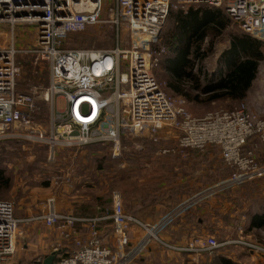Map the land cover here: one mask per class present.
<instances>
[{"label":"built area","instance_id":"2783aa9c","mask_svg":"<svg viewBox=\"0 0 264 264\" xmlns=\"http://www.w3.org/2000/svg\"><path fill=\"white\" fill-rule=\"evenodd\" d=\"M198 5L222 9L243 32L264 42V0H0V142L26 139L47 145L51 159L61 147L98 142L113 143L114 154L119 155L126 150L124 137L149 140L158 147V155L217 145L227 165L235 168L222 189L264 177V163L254 151H244L249 138L264 143V118L245 104L195 116L188 100L170 95L156 77L165 53L157 45L170 12ZM24 27L31 28L32 40L19 33ZM89 28H110L115 45L104 49L68 46L72 34ZM23 55L37 67L32 75H42L41 64H47V83L25 85L18 59ZM59 100L64 101L63 108ZM107 118L112 124L106 132L102 128ZM167 140L175 144L163 146ZM215 192L195 195L184 207H194ZM121 206L120 195L115 194L110 214L82 218L63 214L51 199L48 212L18 218L14 203L0 199V264L18 263L20 226L37 220L62 233L77 222L89 226V240L78 242L82 243L79 250L54 264H133L156 242L180 253L213 251L225 245L212 236H196L187 245L165 242L161 234L168 221L152 226ZM102 219L113 220L117 240L113 248L100 237ZM135 227L145 232L137 243ZM258 248L264 253V248Z\"/></svg>","mask_w":264,"mask_h":264},{"label":"rangeland","instance_id":"374dc122","mask_svg":"<svg viewBox=\"0 0 264 264\" xmlns=\"http://www.w3.org/2000/svg\"><path fill=\"white\" fill-rule=\"evenodd\" d=\"M221 17L223 20L227 16L222 12ZM176 25L175 20L169 18L159 41L164 44L165 53L156 69V77L165 90L174 97H185L189 102L188 109L198 117L214 110L238 108L244 103L251 111L264 118V99L260 98L264 88V59L260 63L257 80L251 94L242 102L227 98L206 101L205 96L201 97L202 100L194 101L170 89L168 82L171 74L167 68V61L170 60V47L166 46V42L177 31ZM212 28L207 30L201 42V52L206 54L202 63L205 66L204 70H209L214 74V72L223 71L224 65L219 66V61L230 47L231 36L241 34L242 30L231 20L225 29L217 28V26ZM19 33H23L25 38L33 39V36H30L31 28L29 27H24ZM127 37V32H125L124 38L127 39ZM114 45L115 35L110 28H89L85 32L72 34L68 41L70 48L104 49ZM262 51L264 53V42ZM18 59L20 63H28L22 74L26 86L27 83L45 84L49 81V78L44 77L47 75V64H41L39 73L42 72V75L39 74V80L34 81L29 77L30 72H33V67L30 65L31 61L28 56H19ZM200 67L201 63L197 62L194 73H197ZM188 90L191 94H196L195 90L191 88ZM58 106L63 108L64 101L59 100ZM106 120L107 125H104L102 129L107 132L112 119L107 118ZM170 136H172L171 133ZM249 142L246 144H249V151H255L264 144L260 140L252 141L251 139ZM162 144L173 146L175 141L167 140ZM112 145L113 143L98 142L82 147H61L57 149L56 158L51 159L47 145H39L26 139L1 141L0 170L4 171L8 182L7 184L0 183V199L14 203L18 218H25V215L30 213L36 215L38 211L48 207L51 199L55 200L57 209L63 214L77 216L76 214H83L87 210L96 212L100 205L112 208L114 196L119 194L121 208L124 212L129 213V211L140 208L139 216L141 217L138 218L142 221L146 220L145 222L152 226L168 221L163 226L162 233L168 235V238H173L171 239L173 241L163 239L164 235L161 234L165 242L177 244V240L182 241L193 219L187 216L195 214L204 219L205 224L203 223L202 226L208 227V236L225 243L221 249L229 248L236 254L238 252L264 254L261 250V252L258 251V247L264 248V231L261 232V236H258V232L247 233L239 220L246 207L244 202L247 201V199L243 201L238 199L237 190L242 185L222 189V186L225 187L224 184L231 180L235 168L227 165L219 146L209 145L204 150L192 149L184 154L158 155L156 153L158 147L149 140L140 141V139L124 137L122 145L126 147L127 152L124 153L123 150L121 154L115 155ZM139 145H144L145 149H137ZM211 146L215 147L210 148ZM262 159L258 158V160ZM263 179L264 177H261L246 184L248 186L261 184L264 183ZM209 190L216 191L211 198L200 201L194 207H184L192 197L209 192ZM207 200H212V208L209 213L203 214L197 208ZM201 208L204 207L201 206ZM183 219L187 222L179 226L177 223ZM195 224L193 225L197 226L198 222ZM174 230L178 231L176 232L177 237L174 236ZM146 251L154 256L150 258L151 264L162 263L158 257L160 252L166 254L161 257L166 263L177 262L172 255V250L160 242L148 245L143 252ZM143 252L137 258L138 260L141 256L143 258ZM146 257L149 258L148 255L145 259ZM137 259L134 262H137Z\"/></svg>","mask_w":264,"mask_h":264},{"label":"trees","instance_id":"16d2710c","mask_svg":"<svg viewBox=\"0 0 264 264\" xmlns=\"http://www.w3.org/2000/svg\"><path fill=\"white\" fill-rule=\"evenodd\" d=\"M184 10L179 9L178 12L172 10L168 17L170 20L173 18L177 24V31L166 42V46L170 47V60L167 61V68L171 76L168 86L177 94L194 101L202 100V96L206 97V101L225 98L238 102L243 101L259 73L260 63L264 59L263 42L243 31L241 34H234L231 36L230 47L219 61V66L223 64L225 67L224 73L218 71L213 74L209 70L205 71V66L202 63L206 54L201 52V42H203L207 30L212 26L225 29L228 27L230 19L225 14L227 20L225 18L222 20L221 16L224 11L208 5L192 6L188 10ZM157 46L161 49L164 44L159 43ZM197 62L201 63V67L197 73H194ZM190 88L196 91L195 95L190 93L188 90ZM251 139L259 141L257 138H249L248 141L251 142ZM7 182L4 171L0 170V183L7 184ZM110 209L105 205H100L96 212L87 210L83 214L92 218L95 217L92 215L107 213ZM129 213L139 217L140 208L129 211ZM187 217L197 216L189 214ZM253 218L257 220L259 216ZM258 222L256 221L255 224L264 226V214L260 216ZM101 239L104 242L103 237ZM36 261L38 260L33 259L31 262Z\"/></svg>","mask_w":264,"mask_h":264},{"label":"crops","instance_id":"0c3cea01","mask_svg":"<svg viewBox=\"0 0 264 264\" xmlns=\"http://www.w3.org/2000/svg\"><path fill=\"white\" fill-rule=\"evenodd\" d=\"M33 67V72L35 74L37 67L34 66L32 62H30ZM23 67H27L28 63H21ZM39 67V66H38ZM223 71L221 73L223 74L225 71V67H222ZM32 71L31 76H32ZM32 78L34 81L39 80L38 75H33ZM258 76V75H257ZM45 78H49L48 75L44 76ZM31 80V79H30ZM29 80V81H30ZM257 77L255 81L253 82V85L251 89L248 92V95L245 99L248 98V96L251 94L255 83H256ZM260 98L264 99V88L261 92ZM245 99L243 101H245ZM242 102V101H240ZM244 104V103H242ZM144 139H140V141ZM263 143V142H262ZM249 145V144H248ZM247 147H244V151L247 152L249 150ZM215 147V146H213ZM212 146L210 148H213ZM209 148V149H210ZM207 151V150H206ZM254 151V150H253ZM127 152L124 150V153ZM257 158H264V144L260 146L257 150L254 151ZM262 156V157H261ZM260 163H264V159L258 160ZM264 180V179H263ZM261 182V181H260ZM239 192L238 199L240 201L246 200L244 202L245 209L242 212L241 218L239 219L240 222H242L243 226L246 228L247 233H256L258 232V236H261V232L264 231V226L256 225L255 222L259 223V218L264 214V183H258L253 184V186L242 185L237 190ZM227 195V194H226ZM225 195V196H226ZM228 197V196H227ZM212 200H207L203 205L198 206L197 210H200L203 212V214L209 213L211 211V205ZM56 206V204H55ZM203 206L204 208H201ZM57 208V207H56ZM48 207L41 209L36 214H41L43 212H48ZM58 210V209H57ZM113 211V206L107 213L110 214ZM107 213L103 214H96L92 215L95 217H104ZM79 217L82 218H90L89 215L84 214H76ZM33 216L32 213L29 215H25V217H31ZM196 216V215H195ZM198 216V215H197ZM259 216V218L256 220L253 217ZM92 217V218H95ZM141 217V216H139ZM193 218V217H192ZM146 221V220H145ZM203 218H197L194 217L191 221V224H189L188 233H186L185 236H183L182 241H176L179 245H187L192 238H195L196 236H204L206 237L208 233V227L202 226ZM111 222V223H109ZM187 220L183 219L181 222H178L177 224L181 226L183 223H186ZM198 222L197 226H194ZM176 225V224H175ZM196 225V224H195ZM177 227V226H175ZM136 240L134 243L141 240L145 232L138 227L134 228ZM99 232L100 237L104 239V242L111 246L112 248L117 246V240L114 234V227H113V220L112 219H102L99 223ZM175 237L178 236V234L175 231ZM164 235V233H162ZM208 236V235H207ZM163 239H168L170 241H173L168 238V235L162 236ZM90 238V232H89V226L84 222H77L75 226L69 227L66 229L65 233H62L60 230H58L56 227H49L45 224L43 221H33V222H24L20 226V234L18 236V247H19V253H18V263L17 264H28L29 261H32L33 259L42 260L45 262L47 257H49L51 254H53L55 251L54 249L56 246H60V251L57 252V259L63 256H68L70 254L75 253L77 250L80 249L82 243L78 242H84L89 240ZM154 249V248H153ZM174 259H176V263L174 264H264V254H248L247 252H233L229 250V248H223V249H216V250H205L201 251L200 253H192V252H176L171 251ZM158 254V253H157ZM143 258L141 256V259H137V262H134L133 264H151L150 258L152 259L151 252H143ZM148 255L149 258L145 259V256ZM150 255V256H149ZM166 254L164 252H160L158 254V257L160 258L161 264H169L166 263L161 259V257H164ZM170 255V254H169ZM56 259V260H57ZM55 260V262H56ZM54 262V263H55ZM230 262V263H229ZM30 263V262H29Z\"/></svg>","mask_w":264,"mask_h":264},{"label":"water","instance_id":"95a60500","mask_svg":"<svg viewBox=\"0 0 264 264\" xmlns=\"http://www.w3.org/2000/svg\"><path fill=\"white\" fill-rule=\"evenodd\" d=\"M57 259V253L54 252L45 260L44 264H54L55 260Z\"/></svg>","mask_w":264,"mask_h":264},{"label":"bare ground","instance_id":"6f19581e","mask_svg":"<svg viewBox=\"0 0 264 264\" xmlns=\"http://www.w3.org/2000/svg\"><path fill=\"white\" fill-rule=\"evenodd\" d=\"M81 120H86V119H84V118H81Z\"/></svg>","mask_w":264,"mask_h":264}]
</instances>
